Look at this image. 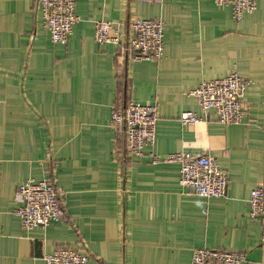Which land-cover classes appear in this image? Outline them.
Here are the masks:
<instances>
[{
  "label": "crops",
  "instance_id": "crops-1",
  "mask_svg": "<svg viewBox=\"0 0 264 264\" xmlns=\"http://www.w3.org/2000/svg\"><path fill=\"white\" fill-rule=\"evenodd\" d=\"M80 22L55 45L38 0H0V264H45L61 247L88 264H191L197 249L264 264L252 190H264V0L240 22L213 0H75ZM138 18L165 24L160 62L126 49ZM117 24L120 46L95 42V24ZM238 74L250 82L240 125L225 126L190 95ZM156 105L154 148L130 154L112 114L128 102ZM192 112L202 122L185 127ZM207 155L228 175L226 195L206 199L179 184L175 153ZM49 179L63 222L25 231L18 187Z\"/></svg>",
  "mask_w": 264,
  "mask_h": 264
},
{
  "label": "built area",
  "instance_id": "built-area-1",
  "mask_svg": "<svg viewBox=\"0 0 264 264\" xmlns=\"http://www.w3.org/2000/svg\"><path fill=\"white\" fill-rule=\"evenodd\" d=\"M219 7L230 6L233 20L240 22L245 16L253 15L258 0H213ZM44 25L55 45L67 46L80 22L76 13L75 0H38ZM132 37L126 46L136 60L160 62L165 52V24L161 20L135 19L130 24ZM121 28L110 21L95 24V42L99 45L122 44ZM250 82L238 74L203 82L190 93L195 97L203 112H214L218 122L225 126L240 125L244 118V97ZM159 121L156 105L128 102L123 108H115L112 123L125 138L126 146L133 156L142 157L146 148H154ZM183 126L189 127L202 122L197 114L185 112L180 118ZM154 163H176L180 166L179 184L195 195L206 199H218L226 195L228 175L217 162L207 155L175 153L161 159L151 154ZM16 199L18 216L25 231L44 228L52 223L63 222L66 212L55 186L49 179L29 180L18 187ZM250 217L261 221L264 243V190L255 188L248 200ZM244 253L197 249L191 264H245ZM45 264H88L89 256L77 249L61 247L44 256Z\"/></svg>",
  "mask_w": 264,
  "mask_h": 264
}]
</instances>
